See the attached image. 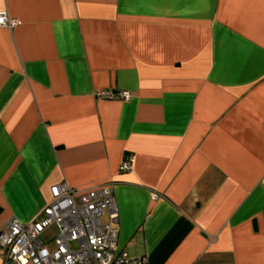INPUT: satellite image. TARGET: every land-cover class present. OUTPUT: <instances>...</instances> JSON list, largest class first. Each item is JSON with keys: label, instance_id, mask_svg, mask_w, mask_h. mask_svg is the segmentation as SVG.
I'll return each instance as SVG.
<instances>
[{"label": "crops", "instance_id": "0c3cea01", "mask_svg": "<svg viewBox=\"0 0 264 264\" xmlns=\"http://www.w3.org/2000/svg\"><path fill=\"white\" fill-rule=\"evenodd\" d=\"M0 12L17 22L0 27V228L33 220L54 185L110 183L130 257L264 264V0H0Z\"/></svg>", "mask_w": 264, "mask_h": 264}, {"label": "built area", "instance_id": "2783aa9c", "mask_svg": "<svg viewBox=\"0 0 264 264\" xmlns=\"http://www.w3.org/2000/svg\"><path fill=\"white\" fill-rule=\"evenodd\" d=\"M16 20L0 12V27L12 29ZM100 100H128V91L100 90ZM125 155L119 171H130ZM51 199L29 223L10 218L0 228L3 264H146L118 249L117 206L110 183L86 189L66 183L50 188ZM52 231L44 242L41 237ZM51 242L52 247L48 246Z\"/></svg>", "mask_w": 264, "mask_h": 264}, {"label": "rangeland", "instance_id": "374dc122", "mask_svg": "<svg viewBox=\"0 0 264 264\" xmlns=\"http://www.w3.org/2000/svg\"><path fill=\"white\" fill-rule=\"evenodd\" d=\"M51 233H52V231H48L47 233H45V234L41 237V239H42L44 242H46L47 237H48ZM48 246H49L50 248L52 247L51 242L48 243Z\"/></svg>", "mask_w": 264, "mask_h": 264}]
</instances>
